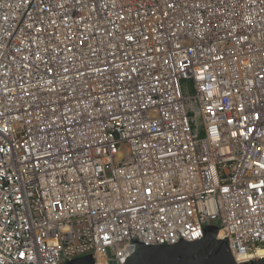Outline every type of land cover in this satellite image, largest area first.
<instances>
[{
    "label": "built area",
    "instance_id": "1",
    "mask_svg": "<svg viewBox=\"0 0 264 264\" xmlns=\"http://www.w3.org/2000/svg\"><path fill=\"white\" fill-rule=\"evenodd\" d=\"M211 226L260 259L264 0H0V264Z\"/></svg>",
    "mask_w": 264,
    "mask_h": 264
},
{
    "label": "water",
    "instance_id": "2",
    "mask_svg": "<svg viewBox=\"0 0 264 264\" xmlns=\"http://www.w3.org/2000/svg\"><path fill=\"white\" fill-rule=\"evenodd\" d=\"M67 264H94L92 256L75 259ZM125 264H264V259L247 263L236 261L229 243L220 237L219 228L208 227L200 242H180L174 246L138 244Z\"/></svg>",
    "mask_w": 264,
    "mask_h": 264
},
{
    "label": "bare ground",
    "instance_id": "3",
    "mask_svg": "<svg viewBox=\"0 0 264 264\" xmlns=\"http://www.w3.org/2000/svg\"><path fill=\"white\" fill-rule=\"evenodd\" d=\"M224 235H225V233H224ZM258 256H259L260 259H264V251H261ZM236 260L239 263H247L248 261H252V260H249V259L243 257L242 255H236Z\"/></svg>",
    "mask_w": 264,
    "mask_h": 264
},
{
    "label": "rangeland",
    "instance_id": "4",
    "mask_svg": "<svg viewBox=\"0 0 264 264\" xmlns=\"http://www.w3.org/2000/svg\"><path fill=\"white\" fill-rule=\"evenodd\" d=\"M183 83H184V85H185L186 87L188 86V88L190 89L191 93H193V88H192L191 84H190V83H186L185 81H183ZM203 136H204V134L202 133V134H201V137H203Z\"/></svg>",
    "mask_w": 264,
    "mask_h": 264
},
{
    "label": "snow or ice",
    "instance_id": "5",
    "mask_svg": "<svg viewBox=\"0 0 264 264\" xmlns=\"http://www.w3.org/2000/svg\"><path fill=\"white\" fill-rule=\"evenodd\" d=\"M129 39H132V37H129Z\"/></svg>",
    "mask_w": 264,
    "mask_h": 264
}]
</instances>
